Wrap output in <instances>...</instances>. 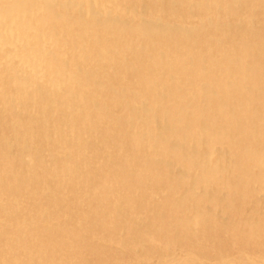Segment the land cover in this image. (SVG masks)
<instances>
[{
  "label": "bare ground",
  "instance_id": "6f19581e",
  "mask_svg": "<svg viewBox=\"0 0 264 264\" xmlns=\"http://www.w3.org/2000/svg\"><path fill=\"white\" fill-rule=\"evenodd\" d=\"M0 264H264V0H0Z\"/></svg>",
  "mask_w": 264,
  "mask_h": 264
}]
</instances>
